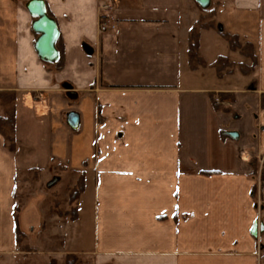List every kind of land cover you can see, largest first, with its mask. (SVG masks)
<instances>
[{
    "label": "crops",
    "instance_id": "obj_1",
    "mask_svg": "<svg viewBox=\"0 0 264 264\" xmlns=\"http://www.w3.org/2000/svg\"><path fill=\"white\" fill-rule=\"evenodd\" d=\"M27 1L0 0V91L16 94L15 153L0 136V264L18 253L19 174L55 167L83 177L65 254L91 264H264V0H211L216 27L200 31L205 66L194 71L188 35L205 10L193 0H43L61 71L35 52ZM218 30L251 46L250 70L216 72L219 57L237 53Z\"/></svg>",
    "mask_w": 264,
    "mask_h": 264
},
{
    "label": "rangeland",
    "instance_id": "obj_2",
    "mask_svg": "<svg viewBox=\"0 0 264 264\" xmlns=\"http://www.w3.org/2000/svg\"><path fill=\"white\" fill-rule=\"evenodd\" d=\"M212 8L214 6L203 13ZM212 36L207 35L204 42L211 44V40H214ZM217 50L222 51L214 47L212 53ZM244 57L239 50L236 55L227 58L229 64L225 73L237 71L240 66L250 70L251 65ZM257 165L258 172L264 174V156L257 160ZM54 179L57 181L49 186ZM77 179V175L58 167L45 173L19 174L15 205L19 208L16 214L25 238L17 245L18 253L12 264H91L88 256L68 255L62 249L63 237L76 204L70 200V193L75 189ZM259 182L258 176L257 184Z\"/></svg>",
    "mask_w": 264,
    "mask_h": 264
},
{
    "label": "trees",
    "instance_id": "obj_3",
    "mask_svg": "<svg viewBox=\"0 0 264 264\" xmlns=\"http://www.w3.org/2000/svg\"><path fill=\"white\" fill-rule=\"evenodd\" d=\"M204 14V13H203ZM215 11L214 9L208 10L204 15H201L194 26L190 29L188 35V45H187V62L191 70H197L205 66V62L199 53V39L201 30L214 29L215 26ZM219 34L227 40L232 51H241L252 64L255 63L254 56L251 51L250 45H242L238 42L236 37L230 36L218 30ZM56 48L59 52V59L53 64L56 71H61L64 67V52L61 45V41L58 38L56 43ZM245 50V52H244ZM44 64H47L44 62ZM228 60L225 57H219L215 63L212 64L213 68L218 74L225 72L228 66ZM15 101L16 94L14 92L0 91V108L2 109V115L0 116V136H2L4 141V146L10 153L16 152V140H15ZM264 101V100H263ZM264 105V103H263ZM34 173H39V171L33 170ZM83 192V177L80 175L77 179L75 189L70 193V200L77 202L78 197ZM14 198H16V193H14ZM19 208L14 206V219L16 221L15 228V241L16 245L20 241L24 240L25 234L20 230L18 224V217L16 212ZM77 207L72 210V215L70 221H74L76 218Z\"/></svg>",
    "mask_w": 264,
    "mask_h": 264
},
{
    "label": "water",
    "instance_id": "obj_4",
    "mask_svg": "<svg viewBox=\"0 0 264 264\" xmlns=\"http://www.w3.org/2000/svg\"><path fill=\"white\" fill-rule=\"evenodd\" d=\"M195 4L202 10H207L211 5V0H193ZM25 8L29 15L34 19L31 28L33 33L37 36L34 43V49L41 61L54 64L59 59V52L56 48V43L59 38V30L53 18H51L46 10L45 2L43 0H28ZM67 96L75 98L76 94L72 92L70 85H65ZM66 122L72 130H77L79 126L78 115L70 112L66 116ZM231 138L236 139L237 134L230 133ZM57 180L54 179L49 186L53 185ZM258 231V224L255 223L252 228V233L256 235ZM264 231V229L262 230Z\"/></svg>",
    "mask_w": 264,
    "mask_h": 264
},
{
    "label": "built area",
    "instance_id": "obj_5",
    "mask_svg": "<svg viewBox=\"0 0 264 264\" xmlns=\"http://www.w3.org/2000/svg\"><path fill=\"white\" fill-rule=\"evenodd\" d=\"M102 10H109L108 6H103L101 8ZM104 19V17H102ZM104 30V28H102ZM215 104L216 105H222L223 102L220 101L219 99H215ZM259 184H258V189H257V209H258V214H264V174H259Z\"/></svg>",
    "mask_w": 264,
    "mask_h": 264
}]
</instances>
